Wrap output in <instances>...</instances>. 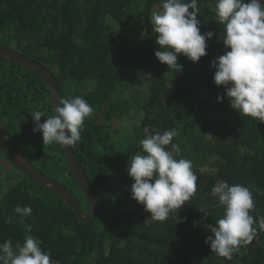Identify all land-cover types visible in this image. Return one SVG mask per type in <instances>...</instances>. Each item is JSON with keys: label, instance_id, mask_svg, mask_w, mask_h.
I'll return each mask as SVG.
<instances>
[{"label": "trees", "instance_id": "trees-1", "mask_svg": "<svg viewBox=\"0 0 264 264\" xmlns=\"http://www.w3.org/2000/svg\"><path fill=\"white\" fill-rule=\"evenodd\" d=\"M161 5L162 0H0V43L50 69L62 99L80 96L93 107L81 140L72 146L103 200L95 218L79 220L63 197L21 171L0 145L2 166L13 165L0 177L7 180L0 182V244H22L31 235L55 264H264V122L239 114L225 87L214 82L211 61L230 50L222 41L225 26L216 21V0H197L200 31L214 35L198 62L178 54L181 72L155 56L159 45L151 15ZM136 29H142L141 37L132 33ZM54 109L46 81L0 55V119L11 142L34 166L71 188L86 213L91 202L61 145H44L42 133L33 132L31 114L54 115ZM146 127L149 133L175 129L172 143L181 152L174 157L191 160L198 177L196 193L165 221H154L128 186L134 180L127 163L143 153L139 142ZM220 181L248 187L255 201L254 238L242 242L231 259L205 243L225 212L211 194ZM17 205L31 206V215L15 213Z\"/></svg>", "mask_w": 264, "mask_h": 264}, {"label": "clouds", "instance_id": "clouds-1", "mask_svg": "<svg viewBox=\"0 0 264 264\" xmlns=\"http://www.w3.org/2000/svg\"><path fill=\"white\" fill-rule=\"evenodd\" d=\"M191 9L192 11H189ZM216 21L225 26L223 44L229 51L211 61L216 71L214 82L224 86L230 106L244 114L264 122V3L262 0H216ZM156 44L155 56L169 69H179L182 54L192 62L207 55L208 39L212 31L201 33L197 0H162L160 10L151 15ZM223 96L217 100L222 102ZM54 115L45 111H34L33 132H41L43 144L57 143L62 147L72 146L81 140L85 118L94 112L88 101L80 96L62 99L54 109ZM47 119L41 123V117ZM140 140L143 153L132 155L127 163L132 198L151 213L154 221H165L180 209L197 191L198 177L193 171L192 161L176 159L181 149L172 143L178 136L175 129L149 133ZM169 145L170 148L168 147ZM211 194L225 209L210 230L214 235L206 237L212 252L231 259L239 251L241 243L251 242L256 229L253 227L255 201L252 191L242 185H229L227 181L216 183ZM14 212L21 217L32 213L31 206L17 205ZM207 214L205 213V218ZM264 229V217L259 219ZM30 231V228H29ZM41 241L31 235L23 243L13 246L11 239L0 244V264H55L50 251L41 248Z\"/></svg>", "mask_w": 264, "mask_h": 264}, {"label": "water", "instance_id": "water-1", "mask_svg": "<svg viewBox=\"0 0 264 264\" xmlns=\"http://www.w3.org/2000/svg\"><path fill=\"white\" fill-rule=\"evenodd\" d=\"M0 55L18 62L25 68L31 70L35 74L39 75L42 79H44L49 88L52 90L54 106L56 107V105H59L60 101L62 100V95L57 86L56 77L50 69L7 44L0 43ZM0 145L9 159L21 171L28 174L41 184L50 187L53 191L63 197L65 201L72 206L79 220L84 222L89 221L95 218L101 212L103 208V200L93 184L88 179L87 175L82 169V166L78 162V159L73 150V146L61 147L65 153L69 169L75 181L79 184L82 191L91 202V209L86 213L83 212L80 201L71 188L63 184L58 179L41 171L16 150L1 119Z\"/></svg>", "mask_w": 264, "mask_h": 264}, {"label": "rangeland", "instance_id": "rangeland-1", "mask_svg": "<svg viewBox=\"0 0 264 264\" xmlns=\"http://www.w3.org/2000/svg\"><path fill=\"white\" fill-rule=\"evenodd\" d=\"M132 33H134L135 36H137V37H141L143 32H142V29H136ZM143 89H145V87H143L142 90ZM119 123H121V124H123V125L126 126L127 123H128V121L126 119L122 118V119H120V122ZM6 165H8V168L7 167L5 168L4 166H2V164H1V156H0V177H2L3 173L5 174L8 170H11L12 169V168H10L11 166H13L11 163H8ZM13 169H14V167H13ZM1 181H7V180L0 178V182ZM131 185L132 184L128 185L130 190H131ZM1 187H2V185H0V194L2 193V188Z\"/></svg>", "mask_w": 264, "mask_h": 264}]
</instances>
